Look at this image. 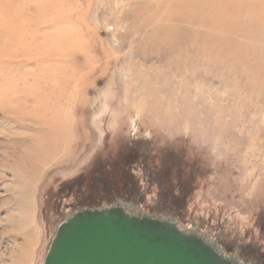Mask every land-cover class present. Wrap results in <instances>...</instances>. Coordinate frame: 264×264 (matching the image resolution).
<instances>
[{
    "label": "rangeland",
    "instance_id": "1",
    "mask_svg": "<svg viewBox=\"0 0 264 264\" xmlns=\"http://www.w3.org/2000/svg\"><path fill=\"white\" fill-rule=\"evenodd\" d=\"M14 1L25 13L13 8L19 31L5 52L16 57L0 59V264H41L61 221L116 202L264 264V5L240 15L248 32L234 27L227 45L173 0ZM222 48L245 60L216 64ZM57 78L70 95L44 98ZM35 100L44 101L36 111ZM44 118L63 123L52 131ZM217 135L219 161L193 143Z\"/></svg>",
    "mask_w": 264,
    "mask_h": 264
},
{
    "label": "water",
    "instance_id": "2",
    "mask_svg": "<svg viewBox=\"0 0 264 264\" xmlns=\"http://www.w3.org/2000/svg\"><path fill=\"white\" fill-rule=\"evenodd\" d=\"M43 264H253L223 253L172 216L125 203L84 207L61 221Z\"/></svg>",
    "mask_w": 264,
    "mask_h": 264
},
{
    "label": "bare ground",
    "instance_id": "3",
    "mask_svg": "<svg viewBox=\"0 0 264 264\" xmlns=\"http://www.w3.org/2000/svg\"><path fill=\"white\" fill-rule=\"evenodd\" d=\"M30 1H32L31 2V4L32 3H35L36 1H33V0H30ZM41 1V0H40ZM49 4V3H48ZM47 4V5H48ZM260 5H264V1H261L260 2V4L258 5V2H257V0H173L172 2H171V6L172 7H174V8H177V7H179V8H185L186 10H190V11H192V12H194V13H192V15L191 14H185L184 16H182L183 18H185V19H189L191 16H193V18H194V20L195 21H197L198 23H200V24H203L204 26H206V27H208V29L210 28L211 30H213V31H223V33H224V35L223 36H220V35H216L215 37H214V39L213 40H217V41H227V45H229V44H236L235 43V41L231 38V33L233 32V29H234V27H236V29H235V31H240V35H245V33H246V31H247V28H248V26H243V28H241V22H240V15L243 13V12H245V11H249V10H253V9H256L258 6H260ZM18 6H20V8L18 9ZM23 6V4H15V1L14 0H0V59H4L5 57H9V56H14V58L16 57L14 54V52L16 51H9L8 53H6L5 51H7L10 47L9 46H11L10 44L13 42L12 41V38L16 35V33L19 31V27H18V25L16 24V21H17V13L16 12H14L13 11V8L15 7L16 9H17V11L20 13V12H22V13H25V8L24 7H22ZM44 6H46V4H44ZM43 6V7H44ZM251 7H253V8H251ZM14 8V9H15ZM15 9V10H16ZM55 10V9H54ZM189 13V12H188ZM37 16V15H36ZM260 20V19H259ZM39 21H41L40 23H42V20H39V18H37V17H34V21H31L30 23H35V22H38L39 23ZM257 22H258V17L253 21V25H255L256 26V24H257ZM261 23V22H260ZM43 24V23H42ZM25 24H23V26H24ZM261 26V25H260ZM260 26H259V29H261L260 28ZM26 27V26H25ZM224 27H226V28H228V29H225ZM22 28V27H21ZM28 28V27H27ZM29 28H31V29H34L35 27H33L32 25H30V27ZM38 29V28H37ZM249 29V28H248ZM21 31V30H20ZM248 32V31H247ZM24 33V32H23ZM23 33H21V34H23ZM239 33V32H238ZM31 35V34H30ZM246 35H248V34H246ZM46 36V35H45ZM210 36V35H209ZM22 37V36H21ZM248 37V36H247ZM44 38V37H43ZM249 38V37H248ZM251 38V37H250ZM249 38V39H250ZM254 39H256V37H253ZM62 39V38H61ZM66 39V38H65ZM253 39V40H254ZM258 39V38H257ZM215 40V41H216ZM251 40V39H250ZM12 41V42H11ZM53 41V40H52ZM58 41V40H57ZM57 41H55L54 42V46H56L57 44ZM61 41H63V40H61ZM61 41L59 42L58 41V45L60 44V46L62 45L61 44ZM25 43V42H24ZM23 43V44H24ZM22 44V43H21ZM22 44V46L21 47H26V46H24ZM67 44V43H66ZM13 45V44H12ZM57 45V47L59 48V46ZM246 45V44H245ZM250 45V44H249ZM46 46V45H45ZM51 46V45H50ZM52 46H53V44H52ZM51 46V48H53ZM65 46V45H64ZM48 47V46H47ZM236 47V46H235ZM250 47V46H249ZM13 48V47H12ZM27 48V47H26ZM51 48H50V50H51ZM54 48H56V47H54ZM57 48V49H58ZM209 48L211 49V50H215V48L213 49V45H209ZM245 48V47H244ZM248 48V47H247ZM246 48V49H247ZM60 49H63V48H60ZM11 50V49H10ZM22 50H23V48H22ZM49 50V47H48V51H50ZM52 50H54V49H52ZM65 50H66V48H65ZM69 50H71V49H69ZM33 51V50H32ZM42 51L44 52V50H43V48H42ZM41 51V52H42ZM62 51V50H61ZM232 51V50H231ZM230 51V49H223L222 48V50H221V52H223V55L224 56H220V58H215L214 59V62L216 63V64H219L221 61H223L224 59V57L225 56H232V57H236L237 56V58L239 59V61H244L245 60V56H242V55H239V54H233V52H231ZM234 51V50H233ZM241 51H243V50H241ZM17 52H19L18 50H17ZM23 52V51H22ZM37 53L39 52V51H36ZM59 53L58 54H60V51H58ZM66 52H68V51H66ZM226 52V53H225ZM33 53H34V51H33ZM33 53H31L30 52V55L31 54H33ZM46 55H48L47 53L48 52H44ZM53 52H49V55H51ZM240 53V52H239ZM29 54V53H28ZM57 54V53H56ZM56 54H54V55H56ZM66 54V53H65ZM251 54V53H250ZM35 55H39V53L38 54H35ZM19 56H23L22 54H20L19 53ZM32 56V55H31ZM52 56V55H51ZM59 56V55H58ZM30 57V56H29ZM248 57V56H247ZM32 58V57H31ZM237 58H235V59H237ZM98 59V58H97ZM235 59H233V60H235ZM94 61H95V59H93ZM248 61V60H247ZM51 62H52V60H51ZM62 62V61H61ZM64 62V61H63ZM89 62H91L90 60L89 61H87V63H89ZM96 63V62H95ZM57 64H59V67L58 68H60V62L59 63H57ZM92 64H94L93 62L91 63V66H92ZM52 65H53V62H52ZM62 65V64H61ZM96 65H98L97 63H96ZM54 67V66H53ZM62 68H64L63 66H61ZM87 68V67H86ZM90 70H88V72L87 73H91V75L89 74V76L91 77V79H92V82H93V80L94 79H96V80H99L98 78L100 77H98V78H96L95 76H96V74L95 73H93V68H89ZM53 70V69H52ZM52 71H51V69H50V72H48L47 73V75L49 74V73H51ZM58 72H60V71H57L56 73H58ZM54 73V72H53ZM52 73V74H53ZM61 73H63V71L62 72H60V74ZM69 74V73H68ZM71 74H73V73H70V75ZM51 75V74H50ZM50 75L48 76V78H50ZM58 75V74H57ZM62 75H64V74H62ZM70 75H69V77H70ZM77 75V74H76ZM76 75L74 76L75 77V80L74 81H76ZM80 75V74H79ZM79 75H78V78L80 79V77H79ZM83 75V74H82ZM88 75V74H87ZM71 76H73V75H71ZM58 77V76H57ZM63 77V76H62ZM61 77V78H62ZM31 78V77H30ZM29 78V79H30ZM51 78H52V76H51ZM50 78V79H51ZM55 78V77H54ZM65 76H64V78H62L63 79V81L65 80ZM34 79V78H33ZM71 79H73V78H71ZM81 79H82V77H81ZM40 80V79H39ZM48 80V79H47ZM46 79H45V81H47ZM70 80V79H69ZM60 81H62L60 78L58 79H56L55 80V82L53 81H51V84L53 85V84H55L54 86H56V84L58 85V87H60L61 89H62V91H60L61 89L59 88V90H58V93H57V90H55L56 89V87H54L53 89L52 88H49V90L50 89H52V90H45V89H41V90H43V91H45L44 92V94H45V97L44 98H46V97H48V95H50L51 97H55V99H59V97H61V96H67L66 94H68L69 92H70V90H69V92L67 93L66 92V94H64L63 95V91L65 92V88H63L60 84H63L62 82L60 83ZM70 81H72V80H70ZM79 80H77V82H78ZM48 82V81H47ZM50 82V81H49ZM73 82V81H72ZM75 82V84H74V82H73V85H74V88L76 89V87H79V85H77L78 83H80V82ZM44 83V82H43ZM42 82H41V84H43ZM67 83H68V81H67ZM82 83V82H81ZM49 84V83H48ZM50 84V85H51ZM66 84V83H65ZM72 84V83H71ZM70 84V85H71ZM72 85V86H73ZM82 85V84H81ZM31 86V85H30ZM41 86V85H40ZM39 86V87H40ZM44 86V85H43ZM45 86H47V84H45ZM66 86V85H65ZM67 86H68V84H67ZM69 87V86H68ZM67 88V87H66ZM70 88H72V87H70ZM48 89V88H47ZM41 90H39L38 89V91H33L32 93L30 92V93H28V94H25L23 97H21V99L22 98H24V99H20L19 100V103L18 104H16V106H17V108H13L14 109V112H16V113H18L19 111H21V110H23V109H25V107H27V104H26V100L27 99H29V98H33L34 99V97L36 96V93H40V96H41V94H43V91H41ZM78 90V89H77ZM77 90H74V91H77ZM46 91H48V92H46ZM68 91V90H67ZM72 92H71V94L73 93V90H71ZM76 93V92H75ZM60 94H62V95H60ZM69 95H70V93H69ZM68 95V96H69ZM71 96H73V95H71ZM71 96H70V98H71ZM39 97V96H38ZM58 97V98H57ZM65 97H63V99L65 98ZM80 97V96H79ZM49 98V97H48ZM48 98H46V99H48ZM74 98V96L71 98V99H73ZM75 98H76V96H75ZM74 98V99H75ZM37 99V98H36ZM39 99H40V97H39ZM43 99V98H42ZM50 99V98H49ZM55 99H53V101L55 100ZM62 99V100H63ZM67 99V98H66ZM65 99V100H66ZM70 99V101H72ZM83 99H84V97H83ZM45 100V99H44ZM64 100V101H65ZM37 100H35V102H33L32 103V107L34 108L33 110L34 111H36V109L35 108H38V106L37 105H41V104H44V101H43V103H39V102H36ZM39 101V100H38ZM48 100H45V103L47 102ZM52 101V102H53ZM56 101V100H55ZM55 101H54V103H55ZM68 101H69V97H68ZM70 101H69V103H70ZM81 101V100H80ZM32 102V101H31ZM41 102H42V100H41ZM72 102H74V101H72ZM71 102V103H72ZM60 102H58V104H59ZM83 103V102H82ZM47 104V106H48V103H46ZM57 103H56V105H58ZM61 104V103H60ZM51 105H52V103H51ZM50 105V106H51ZM70 105V104H69ZM69 105H68V107H69ZM46 106V105H45ZM53 106V105H52ZM51 106V107H52ZM63 103H62V107L61 108H63ZM56 107V106H55ZM58 107V106H57ZM66 107V106H65ZM39 108H40V106H39ZM38 108V109H39ZM53 108V107H52ZM12 109V108H11ZM48 109H50V108H47V110ZM56 109V108H55ZM65 109V108H64ZM63 109V110H64ZM43 110H45V108L43 109ZM51 110V109H50ZM53 111H54V116H56L57 115V117H59V115H58V113L55 115V111L56 110H54V109H52ZM63 110H60V111H63ZM66 110V109H65ZM67 110H68V108H67ZM10 111V110H9ZM57 111H58V109H57ZM69 111V110H68ZM49 112V111H48ZM65 112V111H64ZM46 113H47V111H46ZM49 113H53L52 111L51 112H49ZM45 114V113H44ZM69 114H70V112H69ZM73 115V114H72ZM45 116V115H44ZM49 116V115H48ZM53 116V115H52ZM51 116V118H49V117H47V118H49L50 120L52 119V118H54V117H52ZM62 116H64V114H62ZM68 116V115H67ZM66 116V117H67ZM56 117V118H57ZM40 118V117H39ZM64 118H65V116H64ZM45 119V118H44ZM59 120H60V118H58ZM58 119H56V121L55 122H52V123H48L46 120H48V119H45V122H47L46 124L47 125H49V127H48V129L49 130H52V131H55L56 129H57V127L59 126V124H60V122L59 121H57ZM63 119V118H62ZM61 119V120H62ZM55 120V119H54ZM53 120V121H54ZM60 120V121H61ZM63 121V120H62ZM61 121V122H62ZM25 122V121H24ZM49 122H51V121H49ZM59 122V123H58ZM65 122V121H64ZM69 122V121H68ZM63 123V122H62ZM38 125H40V124H38ZM76 125V123L75 122H73V129H74V126ZM47 129V128H46ZM33 130V129H32ZM40 131H42V132H47L48 130H45V129H42V130H40ZM33 133V132H32ZM62 135V134H61ZM70 136V135H69ZM68 136V137H69ZM56 138V137H55ZM71 138V137H70ZM69 138V139H70ZM47 140V139H46ZM67 141V140H66ZM52 142H54V138L52 139ZM31 144V143H30ZM69 144V143H68ZM70 144H72V143H70ZM33 145H35V144H33ZM73 146V145H72ZM37 153V152H36ZM39 154V153H38ZM50 158V157H49ZM29 167V166H28ZM57 228V227H56ZM188 229H190V228H188ZM56 231V230H55ZM55 233V232H54ZM51 242V241H50ZM50 244V243H49ZM49 244H48V246H47V249H48V247H49ZM46 253H47V251H46ZM45 256H46V254H45ZM44 259L45 258H43V260H42V262H41V264H43V262H44Z\"/></svg>",
    "mask_w": 264,
    "mask_h": 264
},
{
    "label": "clouds",
    "instance_id": "4",
    "mask_svg": "<svg viewBox=\"0 0 264 264\" xmlns=\"http://www.w3.org/2000/svg\"><path fill=\"white\" fill-rule=\"evenodd\" d=\"M194 145L198 150H203L215 161L223 159L225 153V146L223 145L220 136H214L206 140H193Z\"/></svg>",
    "mask_w": 264,
    "mask_h": 264
},
{
    "label": "flooded vegetation",
    "instance_id": "5",
    "mask_svg": "<svg viewBox=\"0 0 264 264\" xmlns=\"http://www.w3.org/2000/svg\"><path fill=\"white\" fill-rule=\"evenodd\" d=\"M263 260V258H261Z\"/></svg>",
    "mask_w": 264,
    "mask_h": 264
}]
</instances>
